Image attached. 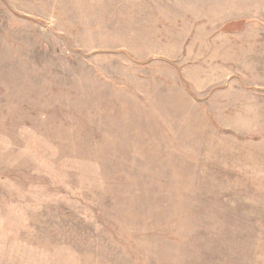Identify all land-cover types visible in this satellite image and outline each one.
Masks as SVG:
<instances>
[{
    "label": "rangeland",
    "instance_id": "1",
    "mask_svg": "<svg viewBox=\"0 0 264 264\" xmlns=\"http://www.w3.org/2000/svg\"><path fill=\"white\" fill-rule=\"evenodd\" d=\"M0 264H264V0H0Z\"/></svg>",
    "mask_w": 264,
    "mask_h": 264
}]
</instances>
